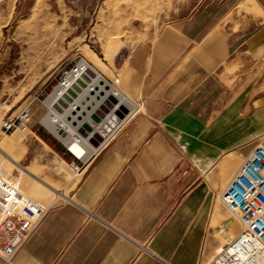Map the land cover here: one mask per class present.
<instances>
[{
    "label": "crops",
    "instance_id": "crops-1",
    "mask_svg": "<svg viewBox=\"0 0 264 264\" xmlns=\"http://www.w3.org/2000/svg\"><path fill=\"white\" fill-rule=\"evenodd\" d=\"M137 3L148 24L119 73L137 108L82 175L47 134L1 141L48 209L0 264H207L237 235L219 195L264 134V0Z\"/></svg>",
    "mask_w": 264,
    "mask_h": 264
},
{
    "label": "rangeland",
    "instance_id": "rangeland-1",
    "mask_svg": "<svg viewBox=\"0 0 264 264\" xmlns=\"http://www.w3.org/2000/svg\"><path fill=\"white\" fill-rule=\"evenodd\" d=\"M120 1L0 0V95L4 99L10 95V101L15 102L16 108L21 105L19 110L28 102H31L32 108L27 129L14 130L19 136H28L30 130L49 135L67 162L73 156L41 121L48 112L45 99L82 59L100 71L113 86H119L114 81L120 79L123 63L134 44L143 37L149 19L148 5L135 4L138 0ZM133 28H141V33L132 32ZM93 53L103 65L94 61ZM89 80L90 76L82 77V82L88 83ZM73 92L78 91L74 89ZM34 96L37 98L32 100ZM90 103L88 109L96 104V100ZM116 103L115 99H108L106 107L102 105L103 108L81 127L80 132L90 136L89 141L94 147H99L125 117V111L108 117V111ZM6 117L9 116H0V125ZM12 131L3 133L0 126V167L6 174L17 177L24 173L4 158L1 143ZM31 137L28 136V139ZM65 168L71 177H77L68 164ZM231 220H234L233 227L239 232L240 223L233 218Z\"/></svg>",
    "mask_w": 264,
    "mask_h": 264
},
{
    "label": "built area",
    "instance_id": "built-area-1",
    "mask_svg": "<svg viewBox=\"0 0 264 264\" xmlns=\"http://www.w3.org/2000/svg\"><path fill=\"white\" fill-rule=\"evenodd\" d=\"M36 98L34 96L32 100ZM30 103L13 117L2 119L3 133L27 129L32 116ZM92 156L86 159L73 156L68 166L75 175H82ZM219 201L240 223L241 229L207 264H264V137L258 140L221 191ZM47 209V205L32 198L18 180L12 179L10 173L6 174L0 167L1 258L9 261L28 240Z\"/></svg>",
    "mask_w": 264,
    "mask_h": 264
},
{
    "label": "bare ground",
    "instance_id": "bare-ground-1",
    "mask_svg": "<svg viewBox=\"0 0 264 264\" xmlns=\"http://www.w3.org/2000/svg\"><path fill=\"white\" fill-rule=\"evenodd\" d=\"M92 58L100 66L103 65L102 60L94 53L92 54ZM86 76H90L88 83L82 82V77L85 78ZM118 80L116 79L114 83H118ZM74 89L78 92L74 93ZM88 98L89 100H87ZM93 99L94 101L96 100V104L88 109L87 106L91 105L90 101ZM108 99H115L117 101L116 106L108 111V117L114 116L120 111L122 113L125 111L126 114L117 127L113 128V132H115L121 123L136 110V103L120 86H113L100 71L88 61L82 59L76 68L45 99L48 112L42 118V123L65 145L66 149L74 157L86 159L92 153H96L100 146L106 143L107 139L114 134L112 132L107 139L101 142L99 147H94L89 141L90 136H84L80 132L81 127L86 123L88 118L100 108H103L102 105L106 107ZM10 161L16 165L15 162ZM16 166L20 171L26 173L22 169L23 167Z\"/></svg>",
    "mask_w": 264,
    "mask_h": 264
}]
</instances>
